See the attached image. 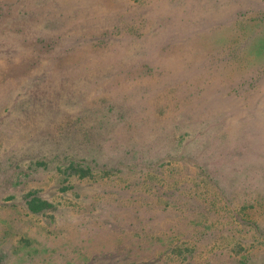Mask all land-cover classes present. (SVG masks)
I'll list each match as a JSON object with an SVG mask.
<instances>
[{"label": "rangeland", "instance_id": "374dc122", "mask_svg": "<svg viewBox=\"0 0 264 264\" xmlns=\"http://www.w3.org/2000/svg\"><path fill=\"white\" fill-rule=\"evenodd\" d=\"M244 255L264 264V0H0V264Z\"/></svg>", "mask_w": 264, "mask_h": 264}, {"label": "trees", "instance_id": "16d2710c", "mask_svg": "<svg viewBox=\"0 0 264 264\" xmlns=\"http://www.w3.org/2000/svg\"><path fill=\"white\" fill-rule=\"evenodd\" d=\"M38 163H40V161ZM71 165H72V168L78 169L77 168L78 166L76 167L75 163H71ZM49 206H52V205L46 202L45 200H42L41 198L34 197L32 199L27 200V207L29 210L33 212H39L40 210L45 209ZM202 243L205 245L208 244V239L202 240ZM246 257L247 255H244L243 259L239 260L238 263L246 264L248 262L246 261Z\"/></svg>", "mask_w": 264, "mask_h": 264}]
</instances>
